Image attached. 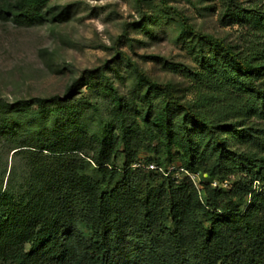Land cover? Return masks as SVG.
I'll return each mask as SVG.
<instances>
[{
  "label": "trees",
  "instance_id": "trees-1",
  "mask_svg": "<svg viewBox=\"0 0 264 264\" xmlns=\"http://www.w3.org/2000/svg\"><path fill=\"white\" fill-rule=\"evenodd\" d=\"M45 1L18 0L0 15L34 20L42 17ZM161 3L187 33L225 55L237 79L231 85L237 94L227 98L231 117L207 119L173 83H157L117 48L141 81L165 94L166 107L147 111L142 127L106 87L113 117L101 134L59 127L46 146L29 149L28 182L19 194L0 193L5 264H264V58L199 32L167 0ZM249 20L258 25L253 16ZM84 82L76 79L60 98L70 99ZM174 110L182 115L179 126ZM193 127L209 135L205 145ZM137 130L159 134L168 153L177 146L181 167H134ZM198 172L208 174L201 189Z\"/></svg>",
  "mask_w": 264,
  "mask_h": 264
},
{
  "label": "rangeland",
  "instance_id": "rangeland-1",
  "mask_svg": "<svg viewBox=\"0 0 264 264\" xmlns=\"http://www.w3.org/2000/svg\"><path fill=\"white\" fill-rule=\"evenodd\" d=\"M17 1L0 0V9ZM167 2L199 32L224 39L244 55L264 58V0ZM7 13L0 15V193L22 191L29 179V149L46 146L56 128L101 134L113 117L106 87L115 89L142 127L147 111L166 107L165 94L141 81L117 48L157 83H173L180 97L207 119L233 113L227 98L237 94L231 86L237 79L225 55L213 42L187 33L161 0H46L40 18ZM80 77H85L82 88L62 100ZM173 114L179 126L182 115ZM193 130L200 133L197 142L209 141L203 130ZM132 147L134 167H181V150L174 146L166 152L155 132L150 136L137 130ZM200 173L198 189L208 177Z\"/></svg>",
  "mask_w": 264,
  "mask_h": 264
},
{
  "label": "built area",
  "instance_id": "built-area-1",
  "mask_svg": "<svg viewBox=\"0 0 264 264\" xmlns=\"http://www.w3.org/2000/svg\"><path fill=\"white\" fill-rule=\"evenodd\" d=\"M155 167L154 166H150V169H154Z\"/></svg>",
  "mask_w": 264,
  "mask_h": 264
}]
</instances>
